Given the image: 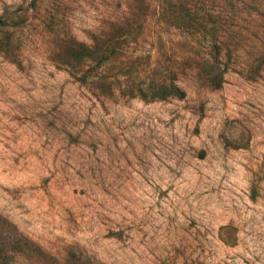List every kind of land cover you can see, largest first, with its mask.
I'll return each mask as SVG.
<instances>
[{
  "label": "rangeland",
  "instance_id": "374dc122",
  "mask_svg": "<svg viewBox=\"0 0 264 264\" xmlns=\"http://www.w3.org/2000/svg\"><path fill=\"white\" fill-rule=\"evenodd\" d=\"M0 264H264V0H0Z\"/></svg>",
  "mask_w": 264,
  "mask_h": 264
},
{
  "label": "trees",
  "instance_id": "16d2710c",
  "mask_svg": "<svg viewBox=\"0 0 264 264\" xmlns=\"http://www.w3.org/2000/svg\"><path fill=\"white\" fill-rule=\"evenodd\" d=\"M78 47H72L71 45H68V48L70 49V55L73 57H79L82 56H94V50L92 49L91 45L86 44H79ZM81 47V48H80ZM81 50V51H80ZM112 53L111 49H104L102 52L99 53L98 57L96 58L97 61H100L101 59L108 58L110 54ZM96 57V56H95ZM93 57V58H95ZM219 74L217 73L213 75L211 78L212 80L217 79ZM139 94L141 96H147L150 94V96H166V95H175L178 97H181L184 95V90L179 88L171 78H167L165 80L157 81L155 79H149L147 81V87L146 88H139ZM162 90V91H159Z\"/></svg>",
  "mask_w": 264,
  "mask_h": 264
}]
</instances>
